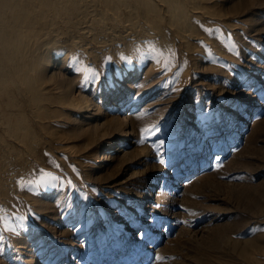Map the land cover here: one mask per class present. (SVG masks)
<instances>
[{
	"label": "rangeland",
	"instance_id": "374dc122",
	"mask_svg": "<svg viewBox=\"0 0 264 264\" xmlns=\"http://www.w3.org/2000/svg\"><path fill=\"white\" fill-rule=\"evenodd\" d=\"M210 4L168 58L144 47L49 61L102 125L91 136L68 103L37 110L53 115L23 195L0 213V264H264V0ZM84 66L98 75L85 81Z\"/></svg>",
	"mask_w": 264,
	"mask_h": 264
},
{
	"label": "bare ground",
	"instance_id": "6f19581e",
	"mask_svg": "<svg viewBox=\"0 0 264 264\" xmlns=\"http://www.w3.org/2000/svg\"><path fill=\"white\" fill-rule=\"evenodd\" d=\"M210 3L211 0H0V213L15 202L21 182L34 172L36 161L31 156L37 153V128L46 125L45 118L53 115L44 110L39 115L38 109L45 108V103H68L82 113L81 121L73 117L77 126L82 128L84 121L91 118V136L102 125L99 121L93 123L94 116L100 114L94 110L97 106L84 92L74 94V82L50 70L49 61L64 54L88 65V58L101 57L108 51L132 53L153 46L168 58L174 55L173 35L188 39L196 21L205 24L213 15ZM131 113L123 118L124 122ZM109 120H105L107 124ZM127 143L125 138L111 148L119 146L116 151L121 153L115 157L129 153ZM111 156L105 153V160Z\"/></svg>",
	"mask_w": 264,
	"mask_h": 264
},
{
	"label": "snow or ice",
	"instance_id": "6c2138e0",
	"mask_svg": "<svg viewBox=\"0 0 264 264\" xmlns=\"http://www.w3.org/2000/svg\"><path fill=\"white\" fill-rule=\"evenodd\" d=\"M152 51L153 52L157 51L154 46L152 47ZM122 59H127V58L122 57ZM107 61L110 63L111 62V57H108ZM164 66L167 67V63ZM77 71L78 72L79 71H83L84 72L85 81L89 78V76H93L94 77V76L98 75V73L94 69H91L89 67L77 68ZM158 131H159V129L155 125H153L151 128L142 129V133L145 134V135H155V134L158 133ZM162 144H163V141H160V144L157 145V147L161 146ZM159 163L160 164H164L165 161L163 159H160ZM42 175L43 176H48L49 174L48 173H43V171H42ZM51 178L52 179H56V177H51ZM150 223H151V218H150ZM136 235H137V237H143V236H146L147 233L144 232V231H139V232L136 233ZM0 240H3L2 236H0ZM157 259H159V258H157Z\"/></svg>",
	"mask_w": 264,
	"mask_h": 264
}]
</instances>
